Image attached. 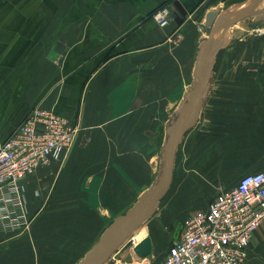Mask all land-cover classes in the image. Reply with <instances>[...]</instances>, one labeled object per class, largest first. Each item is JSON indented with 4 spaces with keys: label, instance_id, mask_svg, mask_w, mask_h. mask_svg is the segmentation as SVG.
Listing matches in <instances>:
<instances>
[{
    "label": "crops",
    "instance_id": "crops-1",
    "mask_svg": "<svg viewBox=\"0 0 264 264\" xmlns=\"http://www.w3.org/2000/svg\"><path fill=\"white\" fill-rule=\"evenodd\" d=\"M263 4L0 0V144L36 106L67 116L79 129L63 159L21 181L24 217L18 226L0 221V264H77L155 186L168 128L198 83L196 61L211 37L205 21L214 9L231 13L216 30L202 108L178 147L170 188L205 197L204 209L216 189L264 171V17L243 14ZM162 5L172 12L163 26L152 17ZM192 210L166 247L158 250L149 235L152 254L141 258L134 249L140 240L130 246L125 240L111 256L114 264L126 256L158 264ZM243 264H264V222Z\"/></svg>",
    "mask_w": 264,
    "mask_h": 264
},
{
    "label": "built area",
    "instance_id": "built-area-1",
    "mask_svg": "<svg viewBox=\"0 0 264 264\" xmlns=\"http://www.w3.org/2000/svg\"><path fill=\"white\" fill-rule=\"evenodd\" d=\"M152 17L163 26L172 12L162 5ZM77 134L70 118L36 106L0 144V221L20 225L25 206L21 181L36 168L63 159ZM262 222L264 171L247 173L231 188H220L206 208L185 217L179 237L158 264H243Z\"/></svg>",
    "mask_w": 264,
    "mask_h": 264
},
{
    "label": "water",
    "instance_id": "water-1",
    "mask_svg": "<svg viewBox=\"0 0 264 264\" xmlns=\"http://www.w3.org/2000/svg\"><path fill=\"white\" fill-rule=\"evenodd\" d=\"M219 9L207 13L205 26L211 37L200 44L194 75L198 83L190 91L187 102L183 104L176 120L168 128V138L165 144L164 165L162 174L152 188L145 190L137 202L124 214L117 216L104 230L98 241L77 264H104L119 246L134 232L136 227L143 224L154 212L156 203L159 202L170 189L175 168V157L178 147L182 143L185 133L198 121L202 108V94L205 91L210 73L215 62V53L218 47L216 30L226 22V17L219 14ZM252 13L259 21L264 17V8L258 12L243 10V14ZM141 258L152 254V239L145 236L134 247Z\"/></svg>",
    "mask_w": 264,
    "mask_h": 264
},
{
    "label": "rangeland",
    "instance_id": "rangeland-1",
    "mask_svg": "<svg viewBox=\"0 0 264 264\" xmlns=\"http://www.w3.org/2000/svg\"><path fill=\"white\" fill-rule=\"evenodd\" d=\"M247 20L253 21V19ZM176 187L177 184L170 188L165 196L156 203L154 212L148 220L136 227L134 232L126 239V246L133 245L134 242L139 241L136 237H134L135 234L142 229H146L147 232L145 236L150 235L155 237L154 244L158 250L164 246L166 247L173 238V234L179 232L184 214L190 209H196L200 206H204L203 200L206 199L205 197L197 196L193 198L187 195L184 196L182 193L175 191ZM224 188L226 187L224 186ZM216 191L218 192L219 189H216ZM211 198L212 197H207L208 200L206 201L208 202ZM154 228L156 229V234H153ZM113 261L114 259L111 257L107 260L108 264H114ZM143 261L144 260L141 258L136 259L135 256H126L124 257V260L120 259L118 264H128V262H132L130 264H143Z\"/></svg>",
    "mask_w": 264,
    "mask_h": 264
},
{
    "label": "bare ground",
    "instance_id": "bare-ground-1",
    "mask_svg": "<svg viewBox=\"0 0 264 264\" xmlns=\"http://www.w3.org/2000/svg\"><path fill=\"white\" fill-rule=\"evenodd\" d=\"M264 5V4H263ZM230 13H231V10H227L226 12H225V14H223V17H228L229 15H230ZM226 29V28H225ZM223 30V29H222ZM223 32V31H222ZM226 33V32H225ZM146 229H142V230H140L138 233H136L135 234V236L134 237H136V239H138V240H142L144 237H145V234H146Z\"/></svg>",
    "mask_w": 264,
    "mask_h": 264
}]
</instances>
